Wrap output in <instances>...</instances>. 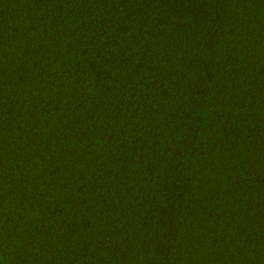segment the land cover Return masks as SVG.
<instances>
[{"label": "trees", "instance_id": "obj_1", "mask_svg": "<svg viewBox=\"0 0 264 264\" xmlns=\"http://www.w3.org/2000/svg\"><path fill=\"white\" fill-rule=\"evenodd\" d=\"M0 264H264V0H0Z\"/></svg>", "mask_w": 264, "mask_h": 264}]
</instances>
